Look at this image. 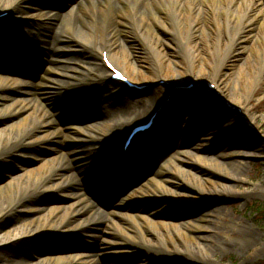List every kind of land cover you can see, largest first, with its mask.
I'll return each instance as SVG.
<instances>
[{
    "label": "rangeland",
    "instance_id": "rangeland-1",
    "mask_svg": "<svg viewBox=\"0 0 264 264\" xmlns=\"http://www.w3.org/2000/svg\"><path fill=\"white\" fill-rule=\"evenodd\" d=\"M73 1L27 0L26 3L17 6L15 14L2 18L0 27H3L7 32L11 43L18 46L5 51V55L0 54V74H3V71L5 72L7 69H18L19 73L26 72L21 77L28 80H31V77L36 73L42 75L47 64H49L50 54L53 53L55 46L45 45L48 40L43 36L45 35L44 32L42 35H37L38 30H41V28L33 30L35 19L28 17L26 14L36 10L47 11L57 6L61 7H59V15L65 14L70 9ZM1 10L2 8H0ZM215 19H217L216 21L223 20L221 15L213 16L212 23L211 12L209 10L204 11L196 22L193 19L190 20L191 27L185 25L182 36L191 38L194 42L195 54H192L189 61L192 64L193 72L200 71L208 77L210 71L213 70L214 72L215 70L218 75L216 79L208 77L207 81L202 80L196 83L187 80L185 74L187 73L188 63L184 61L183 48L176 40L171 41V38H162L159 44L149 42L145 44L148 47L150 46V49L156 48L164 56L166 61L164 62L165 72L174 75L175 80L182 83L175 86L173 93L165 96L164 87L169 84L165 79L155 78L151 83H136L140 89L133 91L112 82V85H117L120 88L121 97L140 100L146 106L157 103V114L163 110L167 112L166 122L162 124L165 126V130L169 131L167 134L160 137L154 144L149 140L151 131H148L137 135L132 142L133 146L143 140L146 141L144 142L145 148L154 144L153 148L164 149L166 152L156 164L141 161L137 165L135 164V170L128 174L131 178H127V185L129 186L125 190V194L132 195L133 193L135 197L150 198L152 202L140 209H153L149 214L156 212L161 214L160 217H154V221L149 225V232L145 235H134L133 240L136 243L131 251L134 253L133 260L135 264L155 262L158 264H195L187 261L183 256L190 257L186 252V247L193 252H199V246L196 244L197 240L194 241L190 236H187L181 242H175V247H173L172 245H166L165 242L161 244L158 237L164 232H172L169 228L173 225L177 228H185L191 235H197L192 225H186L203 215H208L210 218L209 231L200 234H209L211 240H208L207 243H210V241L213 243V256L211 257L208 254V259L211 261L204 264H264V190L260 187L264 186V57L262 51L264 47V27L257 22L250 25L243 23L237 27L233 23L227 33H222L217 32L215 29ZM37 23L44 26L49 25L50 21L43 16L39 18ZM195 25L196 27H194ZM58 28L64 30L62 24ZM32 30L35 34H33L34 36L29 40V43L19 37V34L22 35L26 31L32 33ZM59 32L58 29L57 33ZM228 33L229 35H227ZM72 36L75 41L63 44V46L72 49V52H62L60 54L58 50L55 51L60 54H58V59L67 62V64L61 63V69L68 65L80 69L82 62L86 61L88 51L91 50H87V48H94L95 44L98 45L96 40L91 41L83 37L80 32H73ZM133 37L131 31L129 33L122 31L116 34V38L121 42L126 50V55L132 62V64L124 65L125 72L133 82H137L138 75L148 76L156 68V62L160 58L156 56L158 55L156 51L155 56H149L148 51L140 41H131ZM50 42L52 43L51 40ZM48 46H51L52 49L50 53L44 52L45 49H48ZM40 53L46 56H39ZM40 67L42 68L41 71ZM117 68L122 70L120 67ZM66 73L69 75L74 74L70 71H66ZM208 83H214L222 89L228 98L227 100L232 102L239 98L242 106L248 104L247 113L256 115V126L247 124V127L236 128L234 120L236 111L240 110L237 104L231 105L229 102L224 101L226 106L221 109L219 106L214 107L212 103H208L205 108L196 105L202 97L211 101L218 97L215 89H210ZM74 90L76 88L72 90L71 94H63V92L51 94L49 98L52 99L50 101L53 105L52 108L43 105V98L36 100L33 98L34 94L32 98L36 104L42 105L49 111L50 117L58 125L69 122L73 116L86 119L81 125H85L87 128H81L80 133L87 139L99 137L96 131L101 124L109 122L115 124L120 121L116 124L127 126V128L126 126L122 127L119 132L121 144L127 130L135 124L146 122L149 117L147 115L145 119L136 120L138 110L136 112L134 109H129V112L126 111L124 105L122 106L118 99L116 107L109 110L105 116H101L96 109L89 110V114L88 110L79 108V105H76L75 100L77 99H72V97L77 96ZM101 91L106 93L103 88L99 92ZM247 94L251 95L249 101L245 97ZM55 104L58 105L54 110ZM180 107L187 112H185L181 122L174 124L171 118L174 114H180V111L183 112ZM0 109L3 110L2 107ZM35 116L36 112L33 108L27 111L26 114L24 113L22 119L18 117V121L25 119V122L22 126L18 124L13 126L11 140H9L10 144L6 145L4 140L0 141V182L11 178H20L24 182L27 181L28 191H30L25 193V188L14 189L10 196L13 200L21 199V202H14L9 210L5 209V203L0 202V264H4V262L6 264H51L46 263L44 258L53 254L62 259V264H111V259H114L113 257L120 251L113 248L110 251L112 245L109 243V239H104L103 233L110 231L119 237L120 234L124 233L125 229L120 224L111 227L109 224L111 222L106 215V212L112 206L114 197L117 194L115 200L123 197L121 191H119L120 189L118 190L116 185H113L114 187L111 186L112 196L103 194V197L100 198L90 193L91 191H86L84 184L78 181V177L82 173L84 174L86 170L90 173V176L86 177L87 181L92 177L106 182L110 178L109 174H105L97 168L94 169L98 164L86 157L76 158L73 154H70L68 150L71 149L67 145L64 149L63 145V141H67V139L62 134L56 135L54 129L42 130L38 135L18 138V135L22 133V129L30 130L32 125L37 122V116L34 120ZM157 116L154 118L156 122L159 120ZM3 126V123L0 122V127ZM156 126H158V122ZM200 129L201 131H199ZM198 131L199 133H197ZM236 131L247 133V143L253 147L252 150L248 151L255 153L253 157L236 160L232 151L223 148L224 146L216 147L221 140H225L226 143L232 140V134ZM240 135L243 137L242 134ZM181 142L186 147L182 153L186 156H182V158L185 163L191 164L192 171L197 176L189 180L183 177L181 173L173 171L172 166H176L178 163L163 165V160L174 154L177 151L176 145ZM204 147L217 149L210 155L202 156L203 159L197 162L194 156ZM104 149L109 150L108 147H103L102 150ZM213 160L216 165H213ZM235 162H240L241 166L238 163L234 164ZM160 167L165 168L175 176L176 185L174 187L169 186L161 191L175 197L176 204L169 207L166 206L164 198L153 197L155 194L150 187L134 192L135 188L145 180L137 173L145 171L147 168L158 172ZM116 168H119L118 172L123 174V169L126 166L118 164ZM29 172L33 173L30 177H28ZM210 172L221 173L219 175L226 174L233 178V181L230 182L232 196L224 200H215L211 197L204 199L203 194L198 193L197 195V192H193V194H196L197 199L188 200L192 196L189 194L191 189L201 188L207 196L213 194V183L209 180ZM72 175L75 182H77L76 184L70 181ZM117 179L125 180V178L119 176ZM54 184L61 185L63 191L58 193L48 190ZM78 195L79 198L77 199ZM24 196L27 198L24 199ZM3 197H5V200L9 199V197L6 198V195H3ZM73 198H76L72 201L73 205L83 201L81 207L86 206L85 200L92 202L93 199V205L101 210L99 217L93 212L85 214V217L79 222L81 231L76 229V226L72 224L73 221L64 226H59L55 221L51 225H58L59 227H53L50 233H34L12 239L18 233V229L27 223L26 220L29 217L23 205H63L66 202L65 199ZM217 209L219 212L222 210L226 217H217L216 220L213 216ZM95 218H98V220ZM248 227L254 230L256 235H250ZM223 246H227V249ZM208 248L211 249L209 246ZM175 249L181 251L180 254L183 256L177 255ZM71 253L80 254V257L87 254L89 256L88 261L76 263L72 259Z\"/></svg>",
    "mask_w": 264,
    "mask_h": 264
},
{
    "label": "bare ground",
    "instance_id": "bare-ground-1",
    "mask_svg": "<svg viewBox=\"0 0 264 264\" xmlns=\"http://www.w3.org/2000/svg\"><path fill=\"white\" fill-rule=\"evenodd\" d=\"M26 1L27 0H0V8H2L0 14L4 12H8V16L15 14L17 6L19 4L26 3ZM59 7L57 6L49 11L36 10L30 14H26L28 17L35 19L34 26L36 29L34 28L33 30L41 28V30H38L37 35H42L44 32L45 35L43 36H45L46 40H48V43H45V45H53L55 48L53 53L50 54L51 60L49 59V64H47L42 75H40V73H36L33 77H31V80H28L21 77V75L26 74V72L22 71V73H19L18 69H7L5 72L3 71V74H0V108H3V110L0 109V122L4 125L3 127H0V141L4 140L6 145H9L13 126L16 124L22 126L25 119L21 121L18 120L23 118L24 113L26 114L27 111L34 108L37 116V122L32 125L30 130L22 129V133L18 135V138L38 135L42 130L48 129H54V133H56V135H64L67 139V141H63L64 149L68 146V148L71 149L68 150V152L73 154L74 157H86L88 160L98 164L94 169L97 168L103 173L109 174L110 178H108L106 182L97 180L96 178L95 180L92 177H90L89 181H87L86 177L90 176V173L87 170L84 174H81L82 176L80 175L78 177V181L84 184L85 190L88 192L91 191L90 193L98 196L99 198L103 197V194L111 193L107 188L109 183L116 185V188L118 190L120 189L119 191L124 193L125 189L129 186L127 185V178L129 177L128 174H131L135 170L137 163L147 161L156 164V162L164 156L166 153L164 149L161 150L153 147L160 137L169 132H167L164 128L165 126L162 125L166 122L165 119H167V117L165 116L167 112L164 110L159 111L157 114V119H159L157 121L158 126L150 128L152 132H150L151 134L149 136V140L150 142H154L153 146L145 148L146 146L144 145V142L146 141L140 140L126 151H123V141L120 144L119 132L122 130V127L124 128L126 125L121 126V124H116L120 121H117L115 124H111V122L101 124L97 127L98 129L96 131L99 137L87 139L80 133L81 128H87L85 125H81L86 119L79 116H73V118L65 124L58 125L55 123V121L50 117L51 115L49 114V111L45 108L46 106L50 108L53 107L50 103L52 99L49 98V96L51 94H59L62 92L63 94H71L72 90L76 88L74 91H76L77 96L72 97V99H77L75 100V103L76 105H79V108H83L88 111L96 109L101 116H105L109 110L116 107L118 99V102L120 101L122 106L124 105L126 111L129 112V109H134L136 112L138 110L136 113V120L145 119L147 118V115L150 116L157 112V103L155 105L146 106L143 105L140 100L121 97L120 88L117 85H112V82L109 80L111 72L106 69L100 58V53H102L103 50L107 51V56L111 62L115 66L120 67L127 76L124 65L128 63L132 64V62L126 55V50L123 45L116 38V34L118 32L124 31L129 33V31H131L134 36L133 39H131L132 42L140 41L151 57L158 54L156 56H158L160 60L156 62V68L153 69L148 76L139 74L137 82L135 83H151L155 78L165 79V81L169 82L168 86L164 87L165 96H167L173 93L175 86H179L182 83H180L179 80H175L176 77H174V75H170L165 72L164 62L166 61L164 56H162L156 48L150 49V46H146L145 43L149 42L159 44L162 38H171V41L176 40L183 48L182 54L184 61L188 63V66L186 67L187 73L185 76L187 77V80L196 83L197 81L202 80L207 81L208 77L216 79L218 75L215 70L214 72L211 70L208 77L203 72H193L192 64L189 61L192 54H195L193 46L194 42L191 38H185L182 36V31L184 30L185 25L187 24V27H191L190 20L193 19V21L196 22L197 18L201 17L204 11L209 10L212 14V23L213 16L221 15L223 18L221 21H216L217 19L214 20V27L217 32L227 33L229 27L232 26L233 23H235L237 27L243 23L245 25H250L257 22L264 27V0H74L70 5V9L65 14L61 15H59ZM43 16L50 21L49 25L41 26L37 23L39 18ZM61 24L63 25L64 30L58 28ZM194 27H196V25ZM58 29L60 30L59 33H57ZM33 30L32 33L31 31H26L23 32L22 35L19 34V37H21L26 43H29V40L34 36L33 34H35L33 33ZM40 31H42V33H40ZM73 32H80L83 37H86L91 41L96 40L98 45L95 44L94 48H87V50H91L88 51L89 53L86 56V61L82 62L80 69L71 65L65 66V68L62 67L61 69V63L67 64V62L58 59V54L73 51L67 46H63V44L75 41L72 36ZM227 35H229V33ZM14 46L18 45L11 43L9 35L7 36V32L3 29V27H0V54L5 55V51H8V49H11ZM51 50V46H48V49H45L44 52L50 53ZM56 50H58L59 53H56ZM262 51L264 57V47ZM41 55L43 54L40 53L39 56ZM44 56L46 55H43V57ZM41 70L42 68L40 67V71ZM66 71H70L74 74L69 75ZM101 88H103L106 93H103L102 91V93L99 92ZM215 91L218 93V97H216L214 101H211L208 98L204 99L202 97L196 105L205 108L208 103H212L214 107L219 106L221 109L226 106L224 101L229 102L231 105L237 104L240 110L236 111V117L234 120L236 128L247 127V124L256 126V115H249L247 113L248 104L247 106H242L241 99L239 98L232 102L227 100L228 98L223 90L216 85ZM250 94L245 96L248 101L251 99ZM32 95L36 100H41L40 98H43L42 101L45 107L36 104ZM57 105L58 104H55L54 110ZM180 108L183 109V112L180 111V114H174L171 118L172 123L174 124L181 122L182 117L185 112H187L184 108ZM205 112L207 111L205 110ZM213 115H215V113H213ZM36 116L34 117V120L36 119ZM18 117L19 119H17ZM157 122L154 121V126ZM128 131L129 130H127V133ZM199 131H201V129ZM199 131L197 133H199ZM240 134H242L243 137ZM232 135V140L228 141V143H226L225 140H221L216 147L224 146L223 148H227V150L232 151L236 160L247 159L255 155V153L248 151L250 149L252 150L253 147L251 144L247 143V133H240L236 131ZM103 147H108L109 150H102ZM176 147L177 151L174 152V154L169 155L168 158L166 157V159L163 160V165H173V163L176 162L178 164L176 166H172L174 172L181 173L187 180L197 177L192 171L191 164L189 165L185 163V160L182 158V156H186L182 154L183 150L186 148L185 144H182L181 142L178 143ZM215 149L217 148L210 149L204 147L200 149V151L194 156L195 160L200 162L203 159L202 156L210 155ZM236 163L241 166L240 162H235L234 164ZM118 164L126 166V168L123 169V174L118 172L119 168H116ZM213 165H216L214 160ZM159 169L160 170L158 172H154L152 169L147 168V170L137 173L138 176L144 177L145 180H143L142 183L135 188L134 192L150 187L155 194L153 197L164 198L166 206L169 207L176 204V199L174 196L161 191L169 186L174 187L176 185L175 176H173V174L168 172L165 168L160 167ZM32 174V172H29L28 177L32 176ZM219 174L221 173H209V180L213 183L212 195H205V192L201 188L191 189L189 194L192 196H190L188 200H196V194L198 195V193L203 194L204 199L211 197L215 200H224L227 197L232 196L230 192V190H232L230 182L233 181V178L226 174ZM118 176L125 178V180H118ZM70 181L74 184L77 183L75 182L73 175L70 178ZM25 182L20 180V178H11L9 180H5L4 182H0V202L6 204L5 209L9 210V208L14 205V202H21V199L13 200L10 196L14 189L17 190V188H25V193L30 192L28 191L27 181ZM260 187L264 190V186ZM48 190L56 191L58 193L63 191L62 186L57 184L52 185ZM171 192L173 191L171 190ZM193 192L197 193L193 194ZM3 195H6V198L10 197L8 200H5ZM26 198L27 197L24 196V199ZM78 198L79 195L77 199ZM145 198L148 197H135L133 196V193L132 195L124 193L123 197L112 202L111 208H109L108 212H106V215L111 222L109 223L111 227L120 224L125 229L123 234L117 232L120 234V237L112 234L110 231L103 233L104 239H109V243L112 245V247H110V251L112 248L120 251L115 257H113L114 259H111V264H135L133 260L134 253L131 251L133 247H135L136 243L133 240L134 235H145V233L149 232V225L154 221V217L161 216L158 212L149 214L153 209H140L152 202L150 198ZM74 199L76 198L69 200L65 199L66 202L63 205H23V208L29 217L28 220H26L27 223L18 229V233L16 236H13L12 239L25 237L34 233H50L53 227L57 228L56 226L58 225H67L70 221H73L72 224L76 226L78 231H81L79 222L85 217V214L93 212L97 217H99L101 210L97 209L93 205V199L92 202L85 200V207H81L83 201H79L77 205H73L72 201ZM213 217L217 220V217L223 218L226 217V215L222 210L219 212L217 209V212L214 213ZM95 219L98 220V218ZM55 221L58 225H51ZM209 222L210 218L208 215H203L193 221H190L186 225H192L197 235H191V233L186 231L185 228H177L173 225L169 228L172 232L162 233V235L158 237V241L161 244L165 242L166 245H172L175 247V242H181V240L190 236L194 241L197 240V243H195L199 246V252H193L186 247V252L190 257L181 255V251H178L177 249H175L176 254L185 257L187 261H191L192 263L194 262L195 264L209 263V261H211L208 259L209 255L211 257L213 256V243L211 241L210 243H207V241L211 240V236L209 234H200L202 232L207 233L209 231ZM76 229L75 231H77ZM250 235H256V232L250 229ZM208 246L211 247V249H209ZM223 248L227 249V246H223ZM128 251L130 252L128 253ZM83 255V257H80V254L71 253V257L76 263L79 261H88L89 256L87 254ZM44 260L46 263L62 264V259L54 254L45 257ZM4 264L6 263L4 262ZM151 264L158 263L155 262Z\"/></svg>",
    "mask_w": 264,
    "mask_h": 264
}]
</instances>
